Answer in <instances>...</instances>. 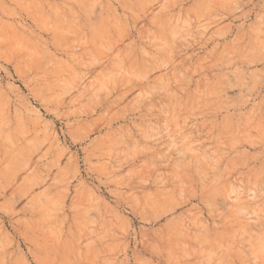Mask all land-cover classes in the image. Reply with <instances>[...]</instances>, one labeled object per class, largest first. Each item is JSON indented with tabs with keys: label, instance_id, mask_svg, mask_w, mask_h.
Instances as JSON below:
<instances>
[{
	"label": "rangeland",
	"instance_id": "374dc122",
	"mask_svg": "<svg viewBox=\"0 0 264 264\" xmlns=\"http://www.w3.org/2000/svg\"><path fill=\"white\" fill-rule=\"evenodd\" d=\"M0 264H264V0H0Z\"/></svg>",
	"mask_w": 264,
	"mask_h": 264
}]
</instances>
